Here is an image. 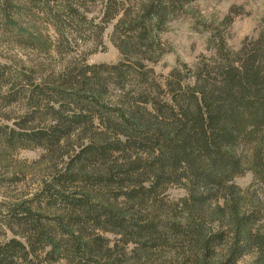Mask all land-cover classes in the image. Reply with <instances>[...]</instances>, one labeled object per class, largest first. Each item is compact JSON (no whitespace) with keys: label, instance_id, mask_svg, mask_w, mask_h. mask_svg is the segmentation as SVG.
I'll return each instance as SVG.
<instances>
[{"label":"trees","instance_id":"1","mask_svg":"<svg viewBox=\"0 0 264 264\" xmlns=\"http://www.w3.org/2000/svg\"><path fill=\"white\" fill-rule=\"evenodd\" d=\"M11 1L0 0L7 22ZM86 1L60 0L72 17L84 16ZM195 1L104 0L96 27L102 34L116 19L115 64L39 80L0 61V157L41 148L60 158L31 196L0 202V264L264 257L255 201L264 186V18L239 49L214 27L212 55L157 73L169 50L162 33ZM234 18L230 10L221 25ZM247 171L253 182L243 189L234 179ZM173 187L184 194L171 198Z\"/></svg>","mask_w":264,"mask_h":264},{"label":"rangeland","instance_id":"2","mask_svg":"<svg viewBox=\"0 0 264 264\" xmlns=\"http://www.w3.org/2000/svg\"><path fill=\"white\" fill-rule=\"evenodd\" d=\"M11 2L9 22L0 17L2 63L32 72L39 80L46 77L54 80L68 70L77 72L86 65L115 64L120 59L112 40L116 19L105 22L102 34L96 27L104 25L101 24L104 0H87L82 4L80 11L85 12V17H72L68 4L60 0ZM230 10L235 14L234 21L224 27L221 22ZM263 18L264 0H197L186 7L181 17L169 22L162 33L169 50L153 67L157 73L166 75L178 61L194 64L201 55H212L214 50L208 40L214 27L224 29L228 46L237 50L245 38L258 36ZM114 93V89L109 92ZM68 149L71 147L60 153ZM56 162H60L59 154L41 148L20 150L9 162L0 157V177L11 178L15 173L22 176L18 182L0 180V202L31 196ZM234 182L246 189L253 182V175L247 171ZM183 194L178 187L169 190L171 198ZM255 201L260 207L258 225L264 230V186L259 188ZM238 264H264V257L251 252Z\"/></svg>","mask_w":264,"mask_h":264}]
</instances>
